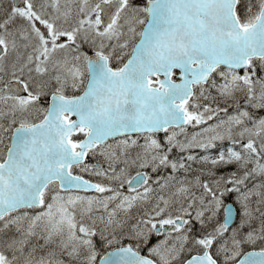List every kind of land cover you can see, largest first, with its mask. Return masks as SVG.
<instances>
[{"label":"snow or ice","instance_id":"snow-or-ice-1","mask_svg":"<svg viewBox=\"0 0 264 264\" xmlns=\"http://www.w3.org/2000/svg\"><path fill=\"white\" fill-rule=\"evenodd\" d=\"M241 3L13 0L10 11L0 13V264H64L61 254L70 264H218L221 253L228 264L240 255L241 244L264 240V225L259 235H241L238 228L230 238L231 252L227 244L212 252L233 220L224 196L237 193L240 228L252 217L251 196H260L258 203L264 204V183L255 186L260 192L246 185L264 177V117L254 118L238 103L231 115L228 107L203 103L216 100L215 89L224 101L244 93L246 104L264 108V77L256 76L257 66L264 70V0H257L256 11L247 0L243 15ZM69 86L82 94L67 95ZM45 96L46 107L40 103ZM220 113L227 119L187 142L169 132L207 124ZM161 132L163 143L156 138ZM79 135L83 138L74 139ZM226 139L231 147L201 159L213 168L236 164L242 174L233 172L211 184L198 180L199 197L179 187L189 202L175 214V201L161 196L130 226L118 218L119 212L147 202L152 184L160 183L148 169L187 170L186 161L196 159L191 154L170 159L174 148L207 151ZM90 155L104 157L107 167L89 164ZM89 191L101 195L79 194ZM197 201L201 225L221 208L223 222L192 237L185 217ZM101 206L106 216L94 217ZM27 209L39 211L21 212ZM12 229L15 234L5 238ZM34 237L44 241L39 249L55 248L38 255ZM96 237L112 250L102 255ZM153 237L159 238L154 244ZM249 255L264 257V250Z\"/></svg>","mask_w":264,"mask_h":264},{"label":"rangeland","instance_id":"rangeland-1","mask_svg":"<svg viewBox=\"0 0 264 264\" xmlns=\"http://www.w3.org/2000/svg\"><path fill=\"white\" fill-rule=\"evenodd\" d=\"M133 2L142 4L143 0H133ZM246 2H247V0H243L242 11H244V5ZM256 2H257V0H252V4L254 5L253 11L256 10V8H255ZM10 9H11V7H10L9 0H0V13L10 11ZM256 76H257V74H256ZM262 77H264V70H262ZM216 79H217V82H220L219 77H216ZM257 87H259V86H257ZM211 93H212V96L216 97V100L215 101H212V100L203 101L204 104H210L213 108H215L217 106V104H219V106L221 108L228 107V114L231 115V114L235 113V106L238 103L242 110L249 111V113L254 118L258 119V118L264 117V115L261 114V113L264 114V108H253L250 105L246 104L244 93H237L234 99H229L228 101H224L223 99H221L218 96V94L216 93L215 89H212ZM220 119H227V117L225 116L224 113H220L219 116H214L212 120H209L205 126H203L202 124L196 125V126L189 124L188 126L185 127L184 132L177 131V133H178L177 139L181 142H187V140H190L194 134L200 133L203 128L207 127L209 124L217 123ZM248 122H250V124H246V125H247V127L251 128L253 126V122L252 121H248ZM164 137H165V135L162 137H156V138L159 139L163 143ZM222 142H228V146L226 147L224 144H222ZM222 142H220L219 147H217L215 149L216 152H215V150H212V149L205 151L203 149L196 148V147H193V148L197 149L196 154H191V152L193 150H191L187 154H181L179 152H176L175 158L170 157V159H179L180 157H182V156L186 157L189 154L196 157V159H194L192 161H186L187 170L180 169L178 171H175L174 172L175 177L180 172H183V174L181 176L175 178L174 180H166L163 183V185H164L163 187H161L160 184L155 185L153 183L152 184L153 189L154 190L157 189L155 196L153 197L150 194V198L147 202L137 203L130 210H128L127 213H125L123 211L119 212L118 218L127 219L128 225L130 226L132 223L135 222V218L142 215L144 210L149 209L153 204L156 203L157 198L161 197V196H163L165 199H171V200L175 201V203L173 204V207H172V210L175 214V210L177 208H179L181 204H183L184 207H187V204L189 202V200L186 199L185 194H181V193L177 192V189L179 187H181V186L187 187L189 189V193H190V194L188 193V196L195 193V196L199 197L202 195L203 189L197 183L198 180L201 183L202 182H209L211 184L213 181H215L219 177H221V176L227 177L233 172H237L238 175L242 174V173L238 172V165H236V164L217 166V167L213 168L210 164H205L203 162V160L201 159L204 156L215 157L220 150H226L228 147L232 146L231 142L229 140H224ZM139 143L143 144L144 141L143 142L139 141ZM216 146H218L217 142H216ZM136 150H138V149L133 150V154L135 153ZM184 153H186V152H184ZM102 159H104V158H102ZM166 170H167V168H162V169H160V171L156 172V174L159 175L158 177L160 179H165V176L163 174L161 175V173H166L167 172ZM168 170L173 172V170L171 168H168ZM147 171L151 175V170L148 169ZM210 172H214L215 175H211ZM134 174H135V169H133L131 172V175H134ZM151 176H152L153 180H154V178L157 177L156 175H153V174ZM96 178L98 179V181H100L102 179L99 177H96ZM262 183H264V177H261V176H257L255 179H249L248 181H246L247 188L248 189H254L255 192L262 191L259 188H255L256 185H259ZM122 191L126 195L130 194L129 190L123 189ZM140 191H142V188L140 189ZM80 195H83V194H80ZM99 195H101V194L97 193V194H93V195H84V196L95 197V196H99ZM103 195H109V193H105ZM227 198H230V200H233L235 202V204L237 205V208H238V214H237L236 221L229 228V231L223 234L222 239H220L219 244L216 246V249L223 244H227L228 248H229V252H231V239L230 238L233 234L234 229L239 228L241 235H246L249 231H255L256 234L259 235V230L262 227V225H264V216H261V212H264V204L258 203V201L260 200V196L255 195V194L252 195L250 198V207L252 209V217H251L250 221L244 225L243 228H240L241 218L243 216V212H242V210L240 208V204L237 200V193L231 192V193H228L226 196H224L222 198L224 203L227 200ZM114 206H115V202H113L112 204L109 205V209H111ZM198 207H199V203L197 201L195 206L189 210L192 213V215L190 217L186 216L185 218L189 219V221H190L189 226L193 227V231H194L195 235L199 237V236H201V234L212 231L213 227H215L218 223L222 222L223 208H221L220 212L215 217V219H213L211 221L205 220V223L203 225H201V223L195 217L196 209ZM257 208H259L260 211H256ZM99 210H100V212L98 214L93 213L94 217H98L100 215L106 216V214L103 212L102 206L99 208ZM24 211L29 212V214H34L36 211H39V209L35 210V211H32V210H24ZM21 212H23V211H21ZM206 216H207V213H206ZM189 226H186V227H189ZM189 235L192 237H195V236L191 235L190 233H189ZM95 240H96L97 248L100 249L99 246H102V245H101L99 237H96ZM34 242L38 246V255L45 254L47 251L55 248V245H49L47 248H44L41 250V249H39V245L44 244L43 239H39V238L34 237ZM255 243L264 244V240L257 239L255 241ZM244 245H246V243L241 244L240 251H242L241 247ZM188 247L191 248L192 247L191 244H189ZM103 249L105 250L106 248L103 247ZM56 251L59 252V249H56ZM101 252H102V250H101ZM186 252H187V250H186ZM186 252H185V254H186ZM59 258L64 261V264H70V258L66 254H61ZM223 259H225L224 255H223ZM71 264H76V262L71 261Z\"/></svg>","mask_w":264,"mask_h":264},{"label":"flooded vegetation","instance_id":"flooded-vegetation-1","mask_svg":"<svg viewBox=\"0 0 264 264\" xmlns=\"http://www.w3.org/2000/svg\"><path fill=\"white\" fill-rule=\"evenodd\" d=\"M62 2H63V0H62ZM9 3H10V7H11L12 4H13V0H9ZM18 23H19V21H18ZM85 50H89V49L87 48ZM52 86L55 87V82L54 81H53V85ZM65 91H70V92H73L72 94H74V90L70 86ZM40 103H41L42 106H45L46 107L47 106V103H48V97L47 96L42 97ZM35 116H36V113H33V118H35ZM156 137H157V135H156ZM82 138H83L82 135H79V136L74 137V139H82ZM140 138H142V137H140ZM113 142L115 143V141L112 140V139H110L108 141V143H110V144H112ZM215 152H216V150H215ZM98 157H99V155H96L95 157H93V156L90 155L87 162L88 163H97L98 162L97 161ZM92 177L95 178L94 176H92ZM93 180H95V179H93ZM125 189L128 190L127 186L125 187ZM95 194H97V193L95 192ZM229 199L230 198H227V201ZM157 239H159V238L158 237H153L151 243L152 244L155 243L157 241ZM193 253H195V251ZM220 257H221V255L217 256V258H220ZM218 263L219 264H223V262L220 261V260L218 261Z\"/></svg>","mask_w":264,"mask_h":264},{"label":"bare ground","instance_id":"bare-ground-1","mask_svg":"<svg viewBox=\"0 0 264 264\" xmlns=\"http://www.w3.org/2000/svg\"><path fill=\"white\" fill-rule=\"evenodd\" d=\"M222 144H224L226 147L228 146V142H222ZM237 148H238L237 150H239V146H237ZM192 152H193V153H192ZM192 152H191V154H196L197 151H196V150H193ZM160 169H162V168H160ZM160 169H159L158 171H160ZM166 171H167L166 173H161V175L163 174V175L165 176V179H160V183H159L160 185H163V183H164L166 180H168V179H167L168 177H170V176H171V177H175V176H174V172L169 171L168 168H167ZM152 174H153V175H156L157 177L159 176L158 174H156V172H155V173H152ZM182 174H183V172L178 173V175H177L175 178L181 176ZM157 177L154 178V180H156ZM154 184H155V183H154ZM155 185H157V184H155ZM163 186H164V185H163ZM192 190H193V189H192ZM192 190H191V191H192ZM196 190H197V189H196ZM156 191H157V189L153 191V195H152L153 197L155 196ZM191 191H190V192H191ZM189 194H190V193H189ZM194 194H195V193H194ZM227 203L233 205V207H234L233 220H232V222L230 223V227H231V226L234 224V222L236 221L237 214H238V208H237V205L235 204V202H234L233 200H230V199H229L228 201L226 200L224 204L226 205ZM222 221H223V216H222ZM230 227H229V228H230Z\"/></svg>","mask_w":264,"mask_h":264},{"label":"water","instance_id":"water-1","mask_svg":"<svg viewBox=\"0 0 264 264\" xmlns=\"http://www.w3.org/2000/svg\"><path fill=\"white\" fill-rule=\"evenodd\" d=\"M81 94H82V92H81ZM227 206H229V207H232L233 208V215H234V207L231 205V204H227ZM251 253H253V252H247V253H245V254H243L236 262H235V264H239V261L240 260H245V264H248V261L249 260H253V261H256L257 262V264H259V262L261 261V260H264V257H261V256H259V255H257V256H250L249 254H251ZM255 253H259V252H255ZM247 258V259H246Z\"/></svg>","mask_w":264,"mask_h":264},{"label":"trees","instance_id":"trees-1","mask_svg":"<svg viewBox=\"0 0 264 264\" xmlns=\"http://www.w3.org/2000/svg\"><path fill=\"white\" fill-rule=\"evenodd\" d=\"M13 234H15V231H13V229L11 231H8L5 235V238H7L8 236H12ZM32 243L35 244L34 242V238L32 239Z\"/></svg>","mask_w":264,"mask_h":264}]
</instances>
